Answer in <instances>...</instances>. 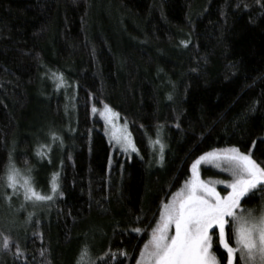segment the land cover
<instances>
[{
	"label": "trees",
	"instance_id": "trees-1",
	"mask_svg": "<svg viewBox=\"0 0 264 264\" xmlns=\"http://www.w3.org/2000/svg\"><path fill=\"white\" fill-rule=\"evenodd\" d=\"M46 67L69 86L54 92ZM104 104L138 153L109 142L92 112ZM50 131L63 145L36 158ZM262 140L264 0H0V196L9 156L42 192L60 171L64 192L30 224L25 215L0 225L24 250L0 251V264H77L85 245L92 259L111 249L109 264H136L161 204L200 155L236 146L264 165ZM250 196L242 206H264V191ZM213 251L226 264L215 237Z\"/></svg>",
	"mask_w": 264,
	"mask_h": 264
},
{
	"label": "snow or ice",
	"instance_id": "snow-or-ice-1",
	"mask_svg": "<svg viewBox=\"0 0 264 264\" xmlns=\"http://www.w3.org/2000/svg\"><path fill=\"white\" fill-rule=\"evenodd\" d=\"M49 72V78L54 82L56 90L69 86L62 71ZM92 112H99L107 123L109 142L113 147L125 153H138L126 121L125 125H117L120 118L118 112L108 104H104L99 110L93 106ZM49 139L50 143L37 145L36 155L39 158L49 157L52 145L57 141L63 145V137L54 131H50ZM261 142L264 143V140ZM150 143L153 147L159 145L163 160L165 145L159 136L150 140ZM201 162L215 164L229 173L231 179H202L199 171ZM191 171L192 175L184 181L183 187L170 200L161 204L158 219L139 251L136 264H221L220 258L213 251L214 237L216 244L226 254V264H240L241 261L243 264H264V206L257 213L255 209L245 208L241 203L245 198L251 199L253 190L259 188L264 191V165L257 163L251 150L241 151L232 146L203 153L192 163ZM60 176V171L51 173L50 189L45 194L37 189L31 168L22 172L9 156L3 179L6 187L12 191L6 192L4 199L11 202L13 195L22 194L23 200L31 202L34 207L50 204L55 198L64 195ZM217 184H224L230 190L222 195L216 188ZM33 215L32 212L28 213L25 224L32 222ZM133 231L141 233L143 230L136 227ZM13 248V255L17 258L24 255L18 241L13 242L11 236L0 233V251H11ZM121 254L127 255L126 252ZM40 255L44 257L43 250ZM115 256L109 249L102 256L92 259L85 245L77 264H97V260L102 264H109ZM26 259L25 256V264Z\"/></svg>",
	"mask_w": 264,
	"mask_h": 264
},
{
	"label": "rangeland",
	"instance_id": "rangeland-1",
	"mask_svg": "<svg viewBox=\"0 0 264 264\" xmlns=\"http://www.w3.org/2000/svg\"><path fill=\"white\" fill-rule=\"evenodd\" d=\"M49 70L55 72V70L53 68L46 67L44 69V71H43V75H44V78L46 80H48L49 82L52 83L51 85H52L53 90L55 92L54 82L49 78V76H50ZM117 125L118 126L125 125V122H123L121 120V118H119L117 120ZM106 126H107V135H108V137L110 139V136L108 134L109 133V128H108L107 123H106ZM126 127L128 129L127 124H126ZM47 136H49V135H47ZM158 136L161 139V141L164 143L163 137L161 135H158ZM132 139H133V137H132ZM38 144H41V143H39V142L38 143L37 142L34 143V149H35L34 150V155H35L36 158H39L36 155V148H37V145ZM44 144H46V143H44ZM151 148H152V151H153V159H154L155 164L158 165V166L159 165H162L163 160H161V153H160V150H159V145H156L155 147H153L152 144H151ZM164 152H165V148H164V151H163V156H164ZM123 153H125V152H123ZM44 159H49V158L47 157V158H44ZM12 160L15 163V165H16L17 168L21 169L22 172H25L26 169L19 167V164H18L17 160L15 159V156L12 157ZM199 171H200L201 178L204 179V180H209V179H211V180H229V179H231V176H230L229 173L224 172L222 170V168L216 167V165L213 164V163L201 162V165L199 166ZM25 174H27V173H25ZM31 175L34 178L33 170H31ZM191 175H192V171L190 173L189 178L191 177ZM34 181H35V178H34ZM182 187H183V185L181 186V188ZM216 188H217V190L219 192H221L222 195H226L227 191L230 190V189H227V186L224 185V184H217L216 185ZM49 189H50V185L47 188L46 192H44V193L47 194L49 192ZM1 190L3 191L4 194L6 192L11 193V191H12L11 189H8L6 187L5 180H4V183L2 185ZM4 194H3V197L0 196V225H2V224L5 225V228L7 226H9V224H13V222H14V220H12L13 217L15 219V218H18V217L21 216V218L24 217V219H25V215L28 216V213L29 212L34 213V215H37V214L41 213L43 211V209L45 208V206H46V204H39V205H37V206L34 207L31 204V202H26V201L23 200L22 194L19 195V196L13 195L12 196V199H11V202H8V201H6L4 199ZM13 202H17V203L13 204ZM259 210H256L257 213L259 212ZM9 214H10V216H9Z\"/></svg>",
	"mask_w": 264,
	"mask_h": 264
}]
</instances>
